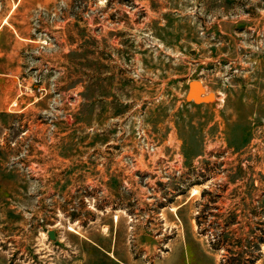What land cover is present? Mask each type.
Listing matches in <instances>:
<instances>
[{
    "label": "rangeland",
    "instance_id": "374dc122",
    "mask_svg": "<svg viewBox=\"0 0 264 264\" xmlns=\"http://www.w3.org/2000/svg\"><path fill=\"white\" fill-rule=\"evenodd\" d=\"M128 259L264 264V0H0V264Z\"/></svg>",
    "mask_w": 264,
    "mask_h": 264
},
{
    "label": "water",
    "instance_id": "95a60500",
    "mask_svg": "<svg viewBox=\"0 0 264 264\" xmlns=\"http://www.w3.org/2000/svg\"><path fill=\"white\" fill-rule=\"evenodd\" d=\"M205 91V86L202 82L193 80L189 82L186 98L188 100L191 99V101L195 103H205L206 101L211 100L213 95L211 92L206 94ZM48 235L52 240L56 239L55 230H49Z\"/></svg>",
    "mask_w": 264,
    "mask_h": 264
},
{
    "label": "crops",
    "instance_id": "0c3cea01",
    "mask_svg": "<svg viewBox=\"0 0 264 264\" xmlns=\"http://www.w3.org/2000/svg\"><path fill=\"white\" fill-rule=\"evenodd\" d=\"M12 104H16L15 102H12ZM166 256V255H165ZM89 262V261H88ZM111 262H113V261H109V263L108 264H144V263H142L141 261H138V260H130V259H128V260H116V263H111ZM89 264H95V262L94 263H92V261H90V263ZM151 264H158V260L157 261H154L153 263H151ZM165 264V263H164ZM169 264V263H168ZM199 264V263H198Z\"/></svg>",
    "mask_w": 264,
    "mask_h": 264
},
{
    "label": "bare ground",
    "instance_id": "6f19581e",
    "mask_svg": "<svg viewBox=\"0 0 264 264\" xmlns=\"http://www.w3.org/2000/svg\"><path fill=\"white\" fill-rule=\"evenodd\" d=\"M7 20H5V22H6Z\"/></svg>",
    "mask_w": 264,
    "mask_h": 264
},
{
    "label": "trees",
    "instance_id": "16d2710c",
    "mask_svg": "<svg viewBox=\"0 0 264 264\" xmlns=\"http://www.w3.org/2000/svg\"><path fill=\"white\" fill-rule=\"evenodd\" d=\"M198 223H200V222H198Z\"/></svg>",
    "mask_w": 264,
    "mask_h": 264
}]
</instances>
